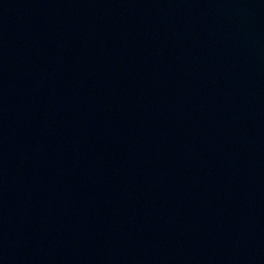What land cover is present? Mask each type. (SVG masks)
Listing matches in <instances>:
<instances>
[{"label":"water","instance_id":"95a60500","mask_svg":"<svg viewBox=\"0 0 264 264\" xmlns=\"http://www.w3.org/2000/svg\"><path fill=\"white\" fill-rule=\"evenodd\" d=\"M0 264H264V0H0Z\"/></svg>","mask_w":264,"mask_h":264}]
</instances>
